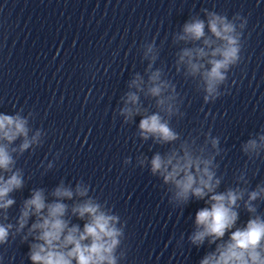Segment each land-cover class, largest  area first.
I'll return each instance as SVG.
<instances>
[{
    "label": "clouds",
    "instance_id": "obj_1",
    "mask_svg": "<svg viewBox=\"0 0 264 264\" xmlns=\"http://www.w3.org/2000/svg\"><path fill=\"white\" fill-rule=\"evenodd\" d=\"M237 21L241 22L237 24ZM244 26L239 15L229 19L210 11L206 13V19L193 17L186 21L182 34L176 36V40L191 45L177 53L176 70L183 71L186 77L199 78L205 103L218 98L220 86L227 80L230 69L241 62V30ZM151 53L153 47L149 45L145 57L151 61L150 70L156 59L149 56ZM162 77L160 69L151 70L146 84L137 74L129 85L137 91L146 88L145 96L155 101V112L149 113L140 105L136 92L127 93L125 107L119 112L124 123L140 116L139 138L143 141L153 139L161 145L180 139L179 133L170 125L172 116L179 112L175 106V86ZM30 131L28 116L19 112L0 113V208L12 206L15 200L8 198L9 195L24 188V175L16 167V156L37 144L41 135L37 130L29 136ZM219 143L218 137H207L206 144L213 150L208 154L203 147H195L189 142L164 155L157 152L148 161L149 170L153 176L162 178L171 194L170 203L184 206L195 198L207 205L197 210L196 231L189 240L199 247L209 238V244H216V248L199 264H264V215L258 213L254 203L264 198V186L257 185L255 190L247 191V199L244 198L246 190L240 187L217 191L221 184L215 163L220 154ZM242 151L249 157L259 156L264 151V134L247 140ZM89 190V185L79 182L74 189L61 182L52 189L51 200L43 188L31 190L23 202L15 230L20 233L29 219L35 217L22 237L24 241L31 237L27 253L30 264H119L124 258V251L118 252L125 237L124 224L111 208L90 196ZM240 201L250 215L246 223L238 227ZM73 219L82 221V225L73 223ZM12 228V224L0 223V245L15 235Z\"/></svg>",
    "mask_w": 264,
    "mask_h": 264
}]
</instances>
